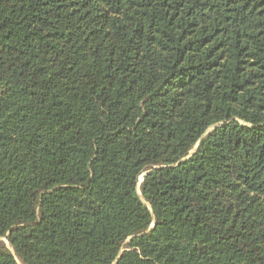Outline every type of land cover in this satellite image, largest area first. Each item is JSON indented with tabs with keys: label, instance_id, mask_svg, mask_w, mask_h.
<instances>
[{
	"label": "trees",
	"instance_id": "16d2710c",
	"mask_svg": "<svg viewBox=\"0 0 264 264\" xmlns=\"http://www.w3.org/2000/svg\"><path fill=\"white\" fill-rule=\"evenodd\" d=\"M114 262L264 264V0H0V264Z\"/></svg>",
	"mask_w": 264,
	"mask_h": 264
},
{
	"label": "water",
	"instance_id": "95a60500",
	"mask_svg": "<svg viewBox=\"0 0 264 264\" xmlns=\"http://www.w3.org/2000/svg\"><path fill=\"white\" fill-rule=\"evenodd\" d=\"M153 227V226H152ZM113 264H116V262H114Z\"/></svg>",
	"mask_w": 264,
	"mask_h": 264
}]
</instances>
